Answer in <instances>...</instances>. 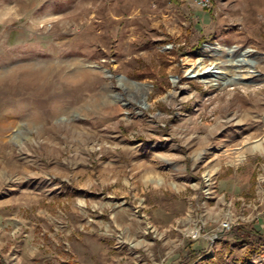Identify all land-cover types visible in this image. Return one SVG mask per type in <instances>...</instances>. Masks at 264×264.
I'll list each match as a JSON object with an SVG mask.
<instances>
[{
    "label": "rangeland",
    "instance_id": "1",
    "mask_svg": "<svg viewBox=\"0 0 264 264\" xmlns=\"http://www.w3.org/2000/svg\"><path fill=\"white\" fill-rule=\"evenodd\" d=\"M218 3L0 0V264H264V0Z\"/></svg>",
    "mask_w": 264,
    "mask_h": 264
},
{
    "label": "crops",
    "instance_id": "2",
    "mask_svg": "<svg viewBox=\"0 0 264 264\" xmlns=\"http://www.w3.org/2000/svg\"><path fill=\"white\" fill-rule=\"evenodd\" d=\"M195 11V15L200 18L201 24H209V26L215 30H218L219 34L220 32L222 35H218V38H224V33L226 29H228L229 24L225 21V18L228 17L230 13L233 11H240L241 14L244 16V22L243 25L246 26V28H251L253 33V11H256L257 8L255 7L253 9V0H220V4L218 3L217 6L211 7V16L208 15V13L205 11V9L201 8L200 6L194 5L193 6ZM210 9V8H209ZM250 42H253V36H249ZM218 179V185L220 189H223L224 191L228 192H235V191H241L248 187L249 182L243 181L240 183H236V177L235 176H223L219 177ZM259 219L264 220V203L259 208Z\"/></svg>",
    "mask_w": 264,
    "mask_h": 264
},
{
    "label": "bare ground",
    "instance_id": "3",
    "mask_svg": "<svg viewBox=\"0 0 264 264\" xmlns=\"http://www.w3.org/2000/svg\"><path fill=\"white\" fill-rule=\"evenodd\" d=\"M204 49H208L213 51V53H219L220 52V47L215 46V45H210L206 44ZM236 50L235 47H227V52L229 53V56H232L234 54V51ZM251 54H252V49L250 48H245L243 49L238 58L235 60H232L231 62L235 64V66L240 69L239 71H244L247 75V77L251 76L252 74L255 73V70L251 64ZM193 72L195 75L199 74L200 77L207 83L210 84H216L217 81H225L223 79L224 71L216 64L212 65L211 68L209 66L205 65L202 61V55L199 56V59L197 60L194 69H189L188 72ZM239 76V75H238ZM237 78H243V77H237ZM142 102V101H141ZM15 116V115H14ZM10 123V122H9ZM5 126V125H4ZM254 149H264V140L262 141H254L248 143L245 146V151H252ZM209 175V173H208ZM207 178V177H206ZM196 231V230H195Z\"/></svg>",
    "mask_w": 264,
    "mask_h": 264
},
{
    "label": "built area",
    "instance_id": "4",
    "mask_svg": "<svg viewBox=\"0 0 264 264\" xmlns=\"http://www.w3.org/2000/svg\"><path fill=\"white\" fill-rule=\"evenodd\" d=\"M196 2H197V4H199L200 6H202V7H206V6L209 5L210 0H196ZM208 179H209V178H206L205 181H208ZM207 184H208V183H207ZM240 204H241L242 206H244V205H245V206H249V205L252 204V200H250V201H248V202H243V201H241ZM220 226H221L222 229L229 228V226H230V224H229V220L226 219V220L222 221L221 224H220Z\"/></svg>",
    "mask_w": 264,
    "mask_h": 264
},
{
    "label": "water",
    "instance_id": "5",
    "mask_svg": "<svg viewBox=\"0 0 264 264\" xmlns=\"http://www.w3.org/2000/svg\"><path fill=\"white\" fill-rule=\"evenodd\" d=\"M232 47H235L234 45H231ZM240 53V52H239ZM209 68H211V65H209ZM107 74H108V72H107V69H103ZM255 72L257 73V71L255 70ZM193 75H195L194 73H189L188 74V76H193ZM196 75H199V74H196ZM246 80L245 81H250L251 80V78L250 77H247V78H245ZM240 80H244L243 78H241Z\"/></svg>",
    "mask_w": 264,
    "mask_h": 264
},
{
    "label": "trees",
    "instance_id": "6",
    "mask_svg": "<svg viewBox=\"0 0 264 264\" xmlns=\"http://www.w3.org/2000/svg\"><path fill=\"white\" fill-rule=\"evenodd\" d=\"M145 74H149V72L148 71H145L144 72ZM143 72H141V74H138L137 72L135 73V75L137 76V77H143V76H145V74H144Z\"/></svg>",
    "mask_w": 264,
    "mask_h": 264
}]
</instances>
